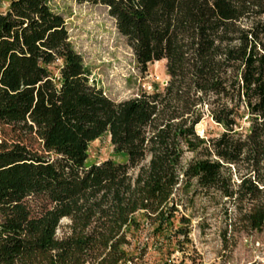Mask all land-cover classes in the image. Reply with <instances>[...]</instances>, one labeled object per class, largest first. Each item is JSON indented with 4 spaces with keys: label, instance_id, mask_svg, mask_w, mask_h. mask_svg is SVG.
Listing matches in <instances>:
<instances>
[{
    "label": "trees",
    "instance_id": "16d2710c",
    "mask_svg": "<svg viewBox=\"0 0 264 264\" xmlns=\"http://www.w3.org/2000/svg\"><path fill=\"white\" fill-rule=\"evenodd\" d=\"M76 1L106 8L139 69L165 61L168 81L111 100L49 0L9 1L0 14V264L126 263L142 223L169 231L180 187L230 204L237 224L260 231L264 0ZM205 116L223 129L217 138L196 134ZM105 134L123 161L87 167L89 145Z\"/></svg>",
    "mask_w": 264,
    "mask_h": 264
},
{
    "label": "rangeland",
    "instance_id": "374dc122",
    "mask_svg": "<svg viewBox=\"0 0 264 264\" xmlns=\"http://www.w3.org/2000/svg\"><path fill=\"white\" fill-rule=\"evenodd\" d=\"M9 1L0 0V14ZM49 5L64 19L73 49L111 100L121 102L140 92L163 89L168 81L165 61L149 64L142 72L106 8L76 0H49ZM51 71L55 73V68ZM195 132L208 140L220 136L223 129L205 116ZM87 157V167L106 160L123 161L115 155L107 134L89 145ZM190 159L185 154L182 164ZM191 191L180 187L176 193L177 212L165 234H154L148 222H141L143 227L132 234L126 249L129 259L123 264H264V227L258 232L247 230L235 222L233 213H226L230 204L193 197ZM66 224L65 220L61 223ZM179 229L187 233L186 239L178 234Z\"/></svg>",
    "mask_w": 264,
    "mask_h": 264
}]
</instances>
